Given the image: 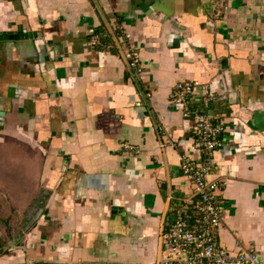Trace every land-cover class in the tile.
<instances>
[{
    "label": "crops",
    "instance_id": "crops-1",
    "mask_svg": "<svg viewBox=\"0 0 264 264\" xmlns=\"http://www.w3.org/2000/svg\"><path fill=\"white\" fill-rule=\"evenodd\" d=\"M8 33L0 264H157L192 190L182 157H199L196 118L171 99L184 80L215 91L188 107L224 127L209 176L225 182L219 240L264 263V0H0Z\"/></svg>",
    "mask_w": 264,
    "mask_h": 264
},
{
    "label": "built area",
    "instance_id": "built-area-1",
    "mask_svg": "<svg viewBox=\"0 0 264 264\" xmlns=\"http://www.w3.org/2000/svg\"><path fill=\"white\" fill-rule=\"evenodd\" d=\"M121 45L128 67L143 78L140 57L130 42L131 35L123 31ZM213 99L215 91L198 80H184L175 85L171 99L181 105L183 114H194L193 146L198 158L182 157L181 168L192 190L185 192L175 204L177 217L163 233L161 256L157 264H264L253 248L224 246L219 235L223 227L222 213L225 182L210 179L216 164L215 153L225 144L224 127L209 117L191 112L188 104L197 91ZM133 148V145L128 146ZM174 210V209H173Z\"/></svg>",
    "mask_w": 264,
    "mask_h": 264
},
{
    "label": "water",
    "instance_id": "water-1",
    "mask_svg": "<svg viewBox=\"0 0 264 264\" xmlns=\"http://www.w3.org/2000/svg\"><path fill=\"white\" fill-rule=\"evenodd\" d=\"M11 33H8V34H6V35H1L0 34V40H2V39H5V40H7L8 38H11ZM21 37H23V36H25V34H23V35H20ZM234 94H231L230 95V97L231 98H234ZM168 218L166 217V215L164 216V221H166ZM161 245H162V240H163V232H162V235H161ZM162 249V248H161ZM259 259L261 260V257H259Z\"/></svg>",
    "mask_w": 264,
    "mask_h": 264
}]
</instances>
